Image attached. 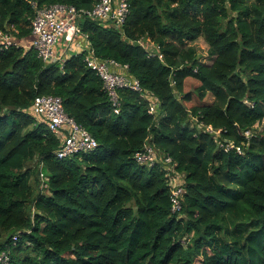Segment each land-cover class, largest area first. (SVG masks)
<instances>
[{
  "label": "trees",
  "instance_id": "obj_1",
  "mask_svg": "<svg viewBox=\"0 0 264 264\" xmlns=\"http://www.w3.org/2000/svg\"><path fill=\"white\" fill-rule=\"evenodd\" d=\"M97 1L0 0V30L13 25L28 42L38 7ZM127 1L121 26L76 20L87 40L76 39L99 59L126 64L145 93L119 89L118 112L86 49L63 62H43L27 47L0 49V249H9L8 264H264V125L255 128L264 120V0ZM200 37L210 63L192 44ZM189 78L199 101L187 107ZM48 94L92 134L95 149L56 156L67 131L51 133L32 109ZM202 124L220 130L217 140ZM146 142L153 164L134 158ZM227 142L241 151L225 150ZM166 155L183 174L177 212Z\"/></svg>",
  "mask_w": 264,
  "mask_h": 264
},
{
  "label": "built area",
  "instance_id": "obj_2",
  "mask_svg": "<svg viewBox=\"0 0 264 264\" xmlns=\"http://www.w3.org/2000/svg\"><path fill=\"white\" fill-rule=\"evenodd\" d=\"M129 5L127 0H98L91 9L77 10L74 6L64 3H52L46 6L38 7L31 20V38L28 42H22L15 38L13 34L17 31L13 25L7 30H0V49L10 47H27L36 52L38 58L43 62L49 60H65L66 52L70 49L77 36H83L87 40V35L77 24V18L89 17L93 19L108 20L117 26H121L128 15ZM13 33V34H12ZM64 38V45L59 54H56V46ZM88 42V41H87ZM156 51L157 46L155 47ZM87 54L84 61L87 66L95 72L103 81V85L109 95L110 100L115 106V112L118 108V90L122 88L143 92L138 79L130 78L123 70L127 68L126 64H120L112 58L99 59L95 56L91 44H87ZM156 53V52H155ZM162 58V55H158ZM158 101L153 99L148 103V113L155 114ZM32 109L37 114H42L48 122V129L51 133L58 135L63 130L67 131L61 147L56 151L58 158H65L80 152H89L98 145L97 140L82 125L78 124L73 118L69 117L63 108L62 99L59 96L48 94L39 95L34 98ZM204 129L216 135L219 131L213 130L210 125L203 126ZM249 135V131L245 132ZM223 148H236L238 152L240 147L234 146L233 143L227 142ZM156 149L149 143H145L142 150L135 153L134 158L142 164H153L157 161ZM162 161L168 165L167 175L168 185L171 190V209L177 212L181 208V198L184 194V185L182 184L181 173L176 171L172 166V159L166 155ZM43 178L44 175L40 173ZM46 187V183L42 184ZM18 233L12 236V243H16ZM10 254L8 249H0V264H8Z\"/></svg>",
  "mask_w": 264,
  "mask_h": 264
},
{
  "label": "rangeland",
  "instance_id": "obj_3",
  "mask_svg": "<svg viewBox=\"0 0 264 264\" xmlns=\"http://www.w3.org/2000/svg\"><path fill=\"white\" fill-rule=\"evenodd\" d=\"M60 41H64V38L62 37ZM193 46L196 48V51L198 53V55L200 56V58L202 59V61L210 63L211 62V58L208 57V52H207V43L204 41L203 38H198L197 40H195L194 42H192ZM59 45V44H58ZM63 47V45L61 46ZM198 81L195 79H187L185 82V86H184V90L186 92H190L191 93V100L189 102H184L185 106L190 107L193 104L198 103L199 99L195 93V88L198 85ZM210 96H206V100H209ZM264 125V120L260 123V124H256L255 128L256 129H260L262 126ZM39 168L37 167V169L35 171H33L32 175H31V179L32 177L36 176L38 173ZM44 171V170H43ZM33 185V183H31ZM38 186V185H37ZM33 188L36 190H38V187L35 188V186L33 185ZM197 264V263H196Z\"/></svg>",
  "mask_w": 264,
  "mask_h": 264
},
{
  "label": "crops",
  "instance_id": "obj_4",
  "mask_svg": "<svg viewBox=\"0 0 264 264\" xmlns=\"http://www.w3.org/2000/svg\"><path fill=\"white\" fill-rule=\"evenodd\" d=\"M59 44V45H58ZM57 44L55 50H56V54H59L60 51L62 50L63 47H61L62 45H64V41H59V43ZM87 44L88 42L85 40H77L75 39V41L72 43L70 49L68 50V52H78L77 49L78 48H87Z\"/></svg>",
  "mask_w": 264,
  "mask_h": 264
},
{
  "label": "clouds",
  "instance_id": "obj_5",
  "mask_svg": "<svg viewBox=\"0 0 264 264\" xmlns=\"http://www.w3.org/2000/svg\"><path fill=\"white\" fill-rule=\"evenodd\" d=\"M61 52V51H60ZM203 126H207V125H204V124H202L201 125V127L204 129V127ZM211 126V125H210ZM212 127V126H211ZM213 129V128H212ZM213 130H215V129H213ZM204 131H206L205 129H204ZM219 132H220V130H218ZM206 132H208V131H206ZM210 133V132H209ZM211 134H213V136H214V138H216V135L214 134V133H211ZM219 134V133H218ZM218 137V136H217ZM180 173V172H179ZM181 175H183V174H181ZM170 188V187H169ZM184 189H185V187H184ZM14 244V243H13ZM9 250V249H8ZM10 254V253H9Z\"/></svg>",
  "mask_w": 264,
  "mask_h": 264
}]
</instances>
